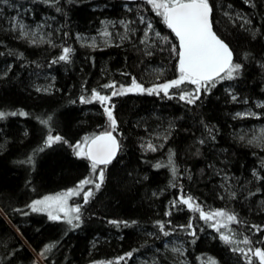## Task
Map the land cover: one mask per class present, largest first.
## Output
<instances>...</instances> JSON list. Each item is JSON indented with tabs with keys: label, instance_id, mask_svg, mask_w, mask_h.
Masks as SVG:
<instances>
[{
	"label": "trees",
	"instance_id": "obj_1",
	"mask_svg": "<svg viewBox=\"0 0 264 264\" xmlns=\"http://www.w3.org/2000/svg\"><path fill=\"white\" fill-rule=\"evenodd\" d=\"M209 3L216 34L241 66L231 78L111 96L133 78L150 89L180 75L177 39L147 0H0V111L9 114L0 119V264H260L264 145L250 141L255 122L238 114L264 101V0ZM104 22L128 30L110 46L79 42ZM22 23L48 39L25 36ZM93 90L111 97L115 130ZM105 131L120 151L100 167L104 180L88 202L78 197L79 220L33 211L34 201L90 178L75 146ZM49 136L62 139L48 144ZM189 197L236 221L202 219L183 204Z\"/></svg>",
	"mask_w": 264,
	"mask_h": 264
},
{
	"label": "snow or ice",
	"instance_id": "obj_2",
	"mask_svg": "<svg viewBox=\"0 0 264 264\" xmlns=\"http://www.w3.org/2000/svg\"><path fill=\"white\" fill-rule=\"evenodd\" d=\"M147 2L154 7L158 15L163 17L167 27L172 30L179 41L178 46L174 45L172 51L178 56V71L180 75L177 79L158 86L159 90L163 91L165 95L168 94L170 88H178L185 81L193 85L207 87L209 83L214 82L216 79L224 78L222 74H226L227 78H231L232 73L241 67L239 64H233V53L231 49L213 31L211 20L212 6L209 0H147ZM157 35L159 34L157 33ZM177 47L179 48L178 52ZM63 51L64 55H61L59 59L67 60L70 49L65 48ZM103 87L114 88L115 85L106 84ZM133 89L139 90L140 92L147 91L149 94L157 91V88H143L142 85L136 83L134 78L132 87L128 88L126 91L131 92ZM117 94L118 93L114 91L111 93V96ZM110 98V96L101 95L96 90H93L91 97V99L98 100L102 104L108 102ZM195 98L189 99L188 102L193 103ZM180 99H185V96L181 95ZM81 100L83 101V97H81ZM104 110L107 113L108 119L111 121V127L115 130L116 120L111 108H105ZM21 114L23 115L24 113ZM6 115L9 114L0 111V119L4 118ZM10 115H16V113L13 112L10 113ZM42 123H47V121H42ZM53 139H55V141H60L62 138L60 136H56L55 138L49 136L47 143L51 144ZM75 147L77 149L76 155L84 156L91 161L92 171L100 181V183H96L94 180L86 178L80 182V185L95 184V188L98 190L104 180V169L101 168L98 173L96 169L100 165L109 164L115 157L117 149L119 148L116 137L112 135L111 131H105L96 135L90 141L86 139L85 146L77 144ZM157 167H159V165H157ZM173 172H175V169H173ZM73 195H79V191L77 189H71L62 195L45 197L43 200L34 201L30 207L33 211H48L49 218L52 220L60 219V216L54 213L63 212L64 216L68 218L67 222L71 224L72 218H70L69 214L71 212L79 213L80 211L79 206L75 208L68 207L67 198ZM91 195V190L84 194V203L88 202V198ZM191 199L192 198L189 197L182 202L189 208L199 211L201 218L206 221L214 217H226L228 221H236L234 215L225 213L224 211L205 213L199 208V205L194 206L193 203H191ZM173 203L175 204V201ZM75 219L79 220V216L77 215ZM112 223L119 222L112 221ZM221 226L224 227L226 225ZM161 228H163L162 224ZM221 239L226 243L232 242L228 235H222ZM244 242L249 243L250 241L245 239ZM51 247L52 245L48 246V248ZM127 255L131 256L132 253H128ZM254 255L258 257L260 264H264V250L257 248L254 251ZM121 259H123V257H121Z\"/></svg>",
	"mask_w": 264,
	"mask_h": 264
},
{
	"label": "rangeland",
	"instance_id": "obj_3",
	"mask_svg": "<svg viewBox=\"0 0 264 264\" xmlns=\"http://www.w3.org/2000/svg\"><path fill=\"white\" fill-rule=\"evenodd\" d=\"M145 22L146 21L144 19H140L139 24L144 25V24H146ZM132 26H133L131 28L132 32L134 34L139 33V30L136 27L134 28V25H132ZM20 29L22 30V32L25 36H28L32 39L40 40V41L41 40L44 41V40L48 39V38H46L45 30L42 27H30V26L24 25L22 23L20 25ZM150 29H151V27H149V26L146 27V29H145L146 35H149ZM127 30H128V23L104 22L102 24L101 29L95 35L81 36L78 39L82 45H86L89 47L95 48V47L110 46L114 42H117V40H119L121 38V36L124 37ZM156 37L157 36H155V37L152 36L151 38H156ZM147 41H150V36H147ZM130 87H132V85L127 86V87L122 86V87L116 89L115 92H117L118 94H128V93L140 92L139 90H136V89H133V91H131V92L126 91ZM153 88H157L156 92L161 91V90H159L158 86H155ZM161 92H163V91H161ZM100 104L103 106L104 109L105 108H111V110L113 112V116H114V108H113V105L111 103V98L108 102H106L104 104H102L100 102ZM106 116H107V113H106ZM239 117L241 119H250V120L255 122L253 124V126L247 131L246 134L248 135V138H250V141L252 143H255L258 145H264V101H257L254 104V107H249V108L244 109L241 113H239ZM110 127H111V121H110ZM111 129H112V127H111ZM87 141H89V139H87ZM85 145H86V140H85L84 144L81 146H85ZM100 169L101 168L99 167V171H100ZM93 174L88 179H92L96 183H100V181ZM76 189L79 191V195H73V196H70L67 198V204H68L69 208H75V207L79 206L78 200H77L78 197H81L82 194H85L89 190H91V192L94 191L95 190V184L79 185V188L77 187ZM64 193H66V192H64ZM64 193H61L58 195H62ZM58 195H55V196H58ZM55 196H51V197H55ZM38 207H42V206H38ZM46 212H48V211H46ZM54 214H58L60 216V220L68 221V218L64 216L63 212L54 213ZM69 216H70V218H72V221H74L75 217H76V212H71L69 214ZM211 220L216 221L218 226L224 225L225 223L228 222L226 217H214ZM173 244L176 245L177 248L181 247L180 243L175 242Z\"/></svg>",
	"mask_w": 264,
	"mask_h": 264
},
{
	"label": "water",
	"instance_id": "obj_4",
	"mask_svg": "<svg viewBox=\"0 0 264 264\" xmlns=\"http://www.w3.org/2000/svg\"><path fill=\"white\" fill-rule=\"evenodd\" d=\"M212 17H213V9H212V14H211V20H212ZM212 25H213V21H212ZM170 29V28H169ZM171 30V29H170ZM213 31L215 32V30H214V26H213ZM171 32H172V30H171ZM173 33V32H172ZM216 33V32H215ZM174 34V33H173ZM174 36H175V34H174ZM177 39V38H176ZM177 42H178V44H179V41H178V39H177ZM226 43V42H225ZM227 44V43H226ZM228 45V44H227ZM229 46V45H228ZM229 48H230V46H229ZM231 49V48H230ZM231 51H232V49H231ZM232 53H233V51H232ZM234 60H235V56H234V53H233V63H234ZM225 74H222V76H224ZM218 79H220V78H218ZM218 79H216V80H218ZM112 135L113 136H115L116 137V139H117V141H118V144H119V148L117 149V152H116V155H115V157L111 160V162L109 163V164H107V165H100L99 167H106V166H108V165H110L111 163H113L115 160H116V158H117V156H118V154H119V151H120V142H119V139L117 138V136L112 132ZM89 160V159H88ZM90 161V160H89ZM91 162V161H90Z\"/></svg>",
	"mask_w": 264,
	"mask_h": 264
}]
</instances>
